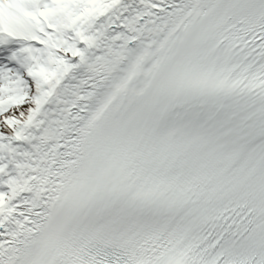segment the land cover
<instances>
[{"label": "snow or ice", "instance_id": "snow-or-ice-1", "mask_svg": "<svg viewBox=\"0 0 264 264\" xmlns=\"http://www.w3.org/2000/svg\"><path fill=\"white\" fill-rule=\"evenodd\" d=\"M0 264H264V0H0Z\"/></svg>", "mask_w": 264, "mask_h": 264}]
</instances>
